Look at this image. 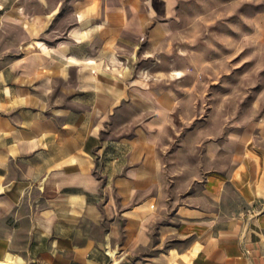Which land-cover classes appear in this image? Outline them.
<instances>
[{"label":"crops","instance_id":"1","mask_svg":"<svg viewBox=\"0 0 264 264\" xmlns=\"http://www.w3.org/2000/svg\"><path fill=\"white\" fill-rule=\"evenodd\" d=\"M155 3L0 0V264H264V133L208 140L168 192L172 99L135 62Z\"/></svg>","mask_w":264,"mask_h":264},{"label":"rangeland","instance_id":"2","mask_svg":"<svg viewBox=\"0 0 264 264\" xmlns=\"http://www.w3.org/2000/svg\"><path fill=\"white\" fill-rule=\"evenodd\" d=\"M171 3L165 13L156 0L165 34L141 41L135 62L148 85L172 99L157 146L174 195L197 176L205 142L246 127L264 133V0Z\"/></svg>","mask_w":264,"mask_h":264}]
</instances>
